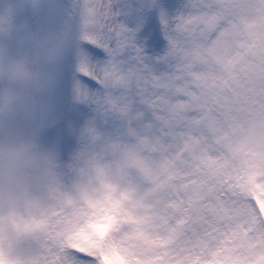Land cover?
I'll list each match as a JSON object with an SVG mask.
<instances>
[{
    "label": "snow or ice",
    "instance_id": "1",
    "mask_svg": "<svg viewBox=\"0 0 264 264\" xmlns=\"http://www.w3.org/2000/svg\"><path fill=\"white\" fill-rule=\"evenodd\" d=\"M73 98L92 115L21 224L36 264H264V0H75Z\"/></svg>",
    "mask_w": 264,
    "mask_h": 264
},
{
    "label": "clouds",
    "instance_id": "2",
    "mask_svg": "<svg viewBox=\"0 0 264 264\" xmlns=\"http://www.w3.org/2000/svg\"><path fill=\"white\" fill-rule=\"evenodd\" d=\"M46 0H12L18 13L39 15ZM0 9V264H36L22 221L39 210L64 161L62 142L47 138L55 84L51 71L58 49L7 22ZM246 165L264 171V114L254 113L237 129Z\"/></svg>",
    "mask_w": 264,
    "mask_h": 264
},
{
    "label": "rangeland",
    "instance_id": "3",
    "mask_svg": "<svg viewBox=\"0 0 264 264\" xmlns=\"http://www.w3.org/2000/svg\"><path fill=\"white\" fill-rule=\"evenodd\" d=\"M74 2L75 0H46L41 13L36 15L27 9L22 14L18 13L12 0H0V9H9V24L37 33L42 43L58 49V63L50 73L55 88L48 108L47 138L49 141L59 138L62 143L66 136H72L69 124L78 128L92 115L90 106L77 102L72 93V80L77 74L75 58H69L68 36L77 30ZM72 139L74 141V136ZM62 158L65 159L64 153Z\"/></svg>",
    "mask_w": 264,
    "mask_h": 264
}]
</instances>
